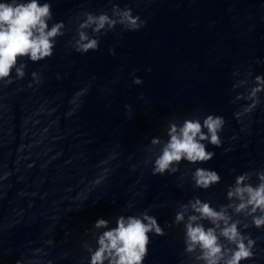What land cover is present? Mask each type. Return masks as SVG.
I'll list each match as a JSON object with an SVG mask.
<instances>
[{
	"label": "clouds",
	"instance_id": "clouds-1",
	"mask_svg": "<svg viewBox=\"0 0 264 264\" xmlns=\"http://www.w3.org/2000/svg\"><path fill=\"white\" fill-rule=\"evenodd\" d=\"M109 4L105 10L82 9L69 18L68 23L75 21L76 24L68 41L73 51L81 55L97 51L100 38L117 26L126 31H137L145 26L146 20L134 13L132 7H120L112 0ZM51 9L50 0H0V81L11 84L23 79L27 67L24 58L39 62L53 55L57 38L65 35L66 24L63 20L53 21ZM108 52L115 54L111 47ZM254 63H264V57L257 58ZM237 75L233 72V76ZM40 81V73L32 71L28 87ZM132 83L142 85L143 81L133 76ZM239 86H244L245 91L234 99L246 103L233 113V117L242 122L241 117L249 115L262 103L264 73L254 74L249 65L244 77L237 80L232 89ZM87 91L85 86L73 94L69 100L72 107L66 116L76 113ZM139 99H143V95ZM124 109L131 119V106L125 104ZM225 124L224 116L214 112L169 119L164 129L166 139L154 135L148 142L149 155L145 163H151V174L173 175L180 170L183 161L197 165L190 170L194 188L207 190L219 184L221 176L215 169L199 165L215 156L216 153L208 149L209 145L222 146ZM115 155L110 154L109 158L114 159ZM107 172L108 169H104L94 183L99 185ZM225 199L227 203L214 207L209 200L192 197L179 205L171 224L167 225L183 226L184 252L191 258V264H242L254 257L257 241L245 230L264 228V169L235 175L226 188ZM235 217H243L244 222ZM85 233L89 239L83 240L80 247L87 253L86 264H144L152 237L165 235V230L157 217L150 214V208H146L136 214L121 213L115 217L114 224L97 217Z\"/></svg>",
	"mask_w": 264,
	"mask_h": 264
}]
</instances>
